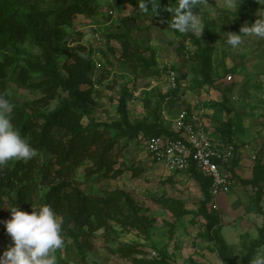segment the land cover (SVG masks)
I'll return each mask as SVG.
<instances>
[{"label":"rangeland","instance_id":"rangeland-1","mask_svg":"<svg viewBox=\"0 0 264 264\" xmlns=\"http://www.w3.org/2000/svg\"><path fill=\"white\" fill-rule=\"evenodd\" d=\"M142 2L30 0L52 11L49 52L21 27L20 13L0 31V61L16 59L4 71L10 103L23 111L13 119L31 123L27 132L34 134L43 123L38 115L59 112L48 141L33 147L35 157L0 166V255L13 243L4 228L10 210L31 214L49 205L63 219L57 264L264 260V39L228 44L264 6L241 0L235 14L224 0H200L194 10L204 25L200 36L168 29L166 9L176 0H149L155 16L140 9ZM45 55L69 90L28 64ZM167 68L176 73V90ZM123 99L132 125L157 118L169 131L181 106L197 101L211 135L237 142L230 191L209 199L201 179L151 159L144 131L121 136L114 125L122 122Z\"/></svg>","mask_w":264,"mask_h":264},{"label":"clouds","instance_id":"clouds-1","mask_svg":"<svg viewBox=\"0 0 264 264\" xmlns=\"http://www.w3.org/2000/svg\"><path fill=\"white\" fill-rule=\"evenodd\" d=\"M256 2L264 6V0ZM199 3L200 0H176L174 8L170 6L166 9L172 13V19L168 22V29L172 34L179 32L202 35L204 25L194 11ZM240 3L241 0H224V7L236 14ZM139 7L145 13L151 11L154 16L157 15L158 7H150L149 0H144ZM258 16L250 26L240 29L242 34H231L228 44L238 48L245 37L264 39V11L258 12ZM13 107L8 99L0 96V166L11 160H31L37 154L36 149L14 128L8 115ZM10 213L11 218L4 221V228L13 243L0 255V264H57L54 253L65 246L62 217L49 205H42L31 214L15 206ZM260 264H264V260Z\"/></svg>","mask_w":264,"mask_h":264},{"label":"built area","instance_id":"built-area-1","mask_svg":"<svg viewBox=\"0 0 264 264\" xmlns=\"http://www.w3.org/2000/svg\"><path fill=\"white\" fill-rule=\"evenodd\" d=\"M165 76L171 80L170 88L176 90V73L167 68ZM188 103L190 105L181 106L171 128L177 138L141 136L143 147L152 160L169 170L186 172L194 166L202 177L210 181L209 194L217 198L231 189V164L238 158L237 142L212 137L203 111L195 108L197 101Z\"/></svg>","mask_w":264,"mask_h":264},{"label":"trees","instance_id":"trees-1","mask_svg":"<svg viewBox=\"0 0 264 264\" xmlns=\"http://www.w3.org/2000/svg\"><path fill=\"white\" fill-rule=\"evenodd\" d=\"M118 1H126L130 4L135 2V0H118ZM17 13L23 15V23L21 24V27L28 30L31 33V35H33V37L37 39V41L44 42L45 44L44 52H49V50L53 49V44L55 42L54 40L55 29L51 28L48 22V16L49 14L52 13V11L41 12L36 8L34 4L30 3V0H0V31L6 28V24L9 23L11 19H14V16ZM11 26L14 27V25ZM11 46H13L15 50H17L13 43ZM15 62H16L15 58L7 57V56H5L2 61H0V96H3L8 100L9 97L6 94V86L4 83V75H5L4 71L7 66L15 67L16 65ZM28 64L30 65V67H32V69L38 71L45 78L49 79L52 85H61L67 90L70 89L69 88L70 83L68 79H63L61 75L56 71L54 61L50 57V55H45V57H43L42 59L37 58L34 61L28 62ZM119 111L122 114V122L117 123L114 126H116V128L118 129V133L123 137H127L131 139L134 136H136L138 131H144V133L148 137L166 136L170 139L177 138V135L172 131H169L168 129L163 127L160 121L157 120V118H155L154 123H152L149 126H144L142 124L132 125L127 117V113L125 109V99H123L122 102L120 103ZM22 112L23 111L21 108H17L14 106L12 110L8 113V115L11 117V121H13L14 124L18 125L16 130L20 133V135L23 138L27 139L32 147H35L37 143L40 144L42 142L43 144L44 142H47L48 126H50V124L55 122L56 114H58L59 112L57 111L47 115L46 114L38 115L37 116L38 119L43 120V123L34 134L33 133L29 134L27 132V130H29L31 127V123H27V121H19V123H16L17 121L13 119L14 116L17 117L23 115ZM50 146L56 149L59 147L57 143H53L52 141H50ZM236 160L237 159H235L231 164L232 171L234 167L233 164L235 163ZM255 170H259V167H256ZM187 172L198 177V179H201L207 187V197H209V199L213 198L209 194L210 181L202 177L196 171L194 166H192ZM253 181L256 182L257 179L254 178ZM0 218H1V214H0Z\"/></svg>","mask_w":264,"mask_h":264},{"label":"crops","instance_id":"crops-1","mask_svg":"<svg viewBox=\"0 0 264 264\" xmlns=\"http://www.w3.org/2000/svg\"><path fill=\"white\" fill-rule=\"evenodd\" d=\"M206 124H207V123H206ZM209 132H210V131H209ZM210 134H211V132H210ZM211 136H212V135H211ZM212 137H213V136H212ZM199 262H200V261H199ZM178 263H179V262H178ZM178 263H177V264H178ZM194 264H195V263H194Z\"/></svg>","mask_w":264,"mask_h":264}]
</instances>
